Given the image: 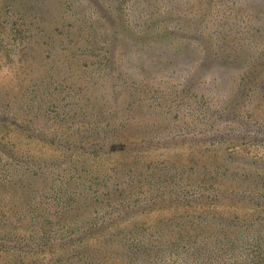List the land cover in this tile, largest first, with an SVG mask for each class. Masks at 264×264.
Returning <instances> with one entry per match:
<instances>
[{"label": "rangeland", "instance_id": "1", "mask_svg": "<svg viewBox=\"0 0 264 264\" xmlns=\"http://www.w3.org/2000/svg\"><path fill=\"white\" fill-rule=\"evenodd\" d=\"M0 264H264V0H0Z\"/></svg>", "mask_w": 264, "mask_h": 264}, {"label": "trees", "instance_id": "2", "mask_svg": "<svg viewBox=\"0 0 264 264\" xmlns=\"http://www.w3.org/2000/svg\"><path fill=\"white\" fill-rule=\"evenodd\" d=\"M56 36H59L60 37V40H59L58 45H60L59 47H61V49H63V50L68 49V48L70 50V47L69 46L73 42H75V38H74V41L71 40L70 37L65 32H63V31H57L56 32ZM61 37H64V38H61Z\"/></svg>", "mask_w": 264, "mask_h": 264}]
</instances>
